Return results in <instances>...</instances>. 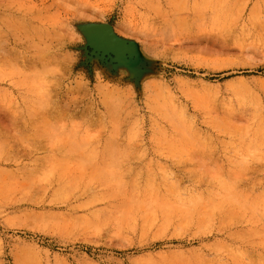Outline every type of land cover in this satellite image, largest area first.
<instances>
[{"label": "rangeland", "instance_id": "obj_1", "mask_svg": "<svg viewBox=\"0 0 264 264\" xmlns=\"http://www.w3.org/2000/svg\"><path fill=\"white\" fill-rule=\"evenodd\" d=\"M0 264H264V0H0Z\"/></svg>", "mask_w": 264, "mask_h": 264}]
</instances>
